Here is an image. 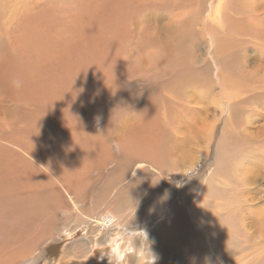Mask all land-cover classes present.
Listing matches in <instances>:
<instances>
[{"label":"rangeland","instance_id":"374dc122","mask_svg":"<svg viewBox=\"0 0 264 264\" xmlns=\"http://www.w3.org/2000/svg\"><path fill=\"white\" fill-rule=\"evenodd\" d=\"M111 2L0 0V145L26 179L19 206L0 208V252L10 264H109L110 252L264 264L262 10ZM106 213L117 227H102Z\"/></svg>","mask_w":264,"mask_h":264},{"label":"bare ground","instance_id":"6f19581e","mask_svg":"<svg viewBox=\"0 0 264 264\" xmlns=\"http://www.w3.org/2000/svg\"><path fill=\"white\" fill-rule=\"evenodd\" d=\"M113 2L111 3H115L117 0H111ZM247 2L251 3V9H248V13H250V16L251 17V20H256L258 18V15H255L254 11H259L262 10L263 12V15H264V9H261L260 6H257L256 2H253V1H250V0H247ZM255 4H253V3ZM249 15V14H248ZM260 17V16H259ZM263 18L261 19L262 21V25H264V16H262ZM261 18V17H260ZM243 35H246L244 30L243 32H241ZM246 33H248L246 31ZM263 34H264V28L261 26L260 27V31H258V34H256V31L252 33L253 37H263ZM249 41L250 42H253V39L252 38H249ZM263 43V42H262ZM264 44V43H263ZM244 48V47H243ZM246 51V50H245ZM244 51V60L247 56L246 52ZM264 51V50H263ZM263 55V54H262ZM245 62V61H244ZM244 72V71H243ZM253 75H258L259 76V81H262V85L264 87V68H262L261 70H258V73L257 74H253ZM39 83V81H38ZM33 84H37V82H34ZM221 88L222 90L226 89L227 88V84L225 83H221ZM253 88V87H252ZM196 90V89H195ZM227 91V90H226ZM222 98V97H221ZM197 99V98H195ZM224 101V99H223ZM261 104V103H260ZM225 107V106H224ZM227 107H228V110L231 111L232 110V103L230 104V102H228L227 104ZM234 107V106H233ZM223 109V108H222ZM225 110V109H224ZM84 148L82 147V149H78V147H76V149H74V151H76V154L77 153H81V151L83 150ZM89 150V149H88ZM90 151V150H89ZM75 154L76 157H78L77 155ZM72 155L70 156H66L64 157V162H68L70 163V159H71ZM8 163H9V158H8V151H7V148L5 146H3L2 144L0 145V208H5L6 205L8 204H13V206H16L18 207L19 206V203L16 202L15 200V197H14V194L17 192V190L21 187V184H24L26 182V179H22V178H19L17 176H14V175H11L10 171L8 170ZM52 163L55 164L52 160ZM67 163V164H68ZM240 193V192H239ZM15 203V204H14ZM4 205V206H2ZM250 216V215H249ZM246 220V219H244ZM251 237V236H250ZM144 239V238H143ZM251 239V238H250ZM145 240V239H144ZM250 244V243H249ZM254 245V244H253ZM138 246H140V244H138ZM137 246V247H138ZM144 246V244H143ZM118 248H121V246L118 247V245L116 244L115 246V249H118ZM2 252V251H1ZM0 252V264H10V263H14L15 261H12L8 255L4 254V253H1ZM153 255V256H152ZM24 257H29L30 255H23ZM22 256V257H23ZM20 257V256H18ZM148 259H150L146 264H154V261L157 260V257L154 256V254H151L149 256H146ZM21 258V257H20ZM25 260V259H24ZM147 260V259H146ZM222 260V259H221ZM12 261V262H11ZM26 261V260H25ZM29 262V261H26V263ZM155 264H157L155 262ZM222 264H225V262L223 261Z\"/></svg>","mask_w":264,"mask_h":264},{"label":"clouds","instance_id":"9594fccd","mask_svg":"<svg viewBox=\"0 0 264 264\" xmlns=\"http://www.w3.org/2000/svg\"><path fill=\"white\" fill-rule=\"evenodd\" d=\"M127 106H124V107H117L114 112H113V116L115 115L116 111L117 110H123L125 109ZM113 116H112V119H113ZM97 123H99V120H100V117H97ZM179 186V184H178ZM168 198V193H165L164 196H162L160 199L161 201L163 200H166ZM115 214L113 213H106L105 214V223L102 225V227H104L105 229H113L115 227H117L120 223V219L119 217H116L115 219H113V216ZM111 221V223H108V221ZM108 258H109V264H121V257L119 255V253H115V252H110L108 254ZM206 259V264H211V261L209 258H205ZM154 264H155V261H154Z\"/></svg>","mask_w":264,"mask_h":264}]
</instances>
